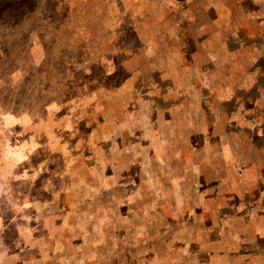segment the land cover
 <instances>
[{
  "label": "rangeland",
  "instance_id": "rangeland-1",
  "mask_svg": "<svg viewBox=\"0 0 264 264\" xmlns=\"http://www.w3.org/2000/svg\"><path fill=\"white\" fill-rule=\"evenodd\" d=\"M0 264H264V0H0Z\"/></svg>",
  "mask_w": 264,
  "mask_h": 264
}]
</instances>
